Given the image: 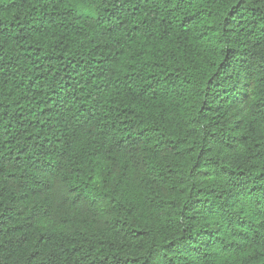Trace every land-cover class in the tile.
Wrapping results in <instances>:
<instances>
[{
  "label": "trees",
  "instance_id": "16d2710c",
  "mask_svg": "<svg viewBox=\"0 0 264 264\" xmlns=\"http://www.w3.org/2000/svg\"><path fill=\"white\" fill-rule=\"evenodd\" d=\"M0 264H264V0H0Z\"/></svg>",
  "mask_w": 264,
  "mask_h": 264
}]
</instances>
